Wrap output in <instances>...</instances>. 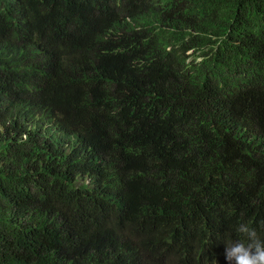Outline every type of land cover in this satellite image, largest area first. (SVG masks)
<instances>
[{"label": "trees", "instance_id": "obj_1", "mask_svg": "<svg viewBox=\"0 0 264 264\" xmlns=\"http://www.w3.org/2000/svg\"><path fill=\"white\" fill-rule=\"evenodd\" d=\"M241 222L264 0H0V264H229Z\"/></svg>", "mask_w": 264, "mask_h": 264}, {"label": "clouds", "instance_id": "obj_2", "mask_svg": "<svg viewBox=\"0 0 264 264\" xmlns=\"http://www.w3.org/2000/svg\"><path fill=\"white\" fill-rule=\"evenodd\" d=\"M238 234L245 239L227 242L225 259L229 264H264V238L248 223L241 222L236 228Z\"/></svg>", "mask_w": 264, "mask_h": 264}]
</instances>
